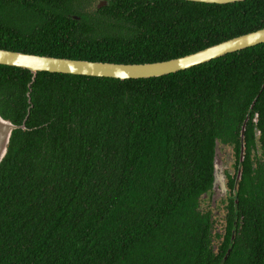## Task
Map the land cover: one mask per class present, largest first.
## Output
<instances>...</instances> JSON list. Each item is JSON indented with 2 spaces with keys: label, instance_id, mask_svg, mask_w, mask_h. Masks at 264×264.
<instances>
[{
  "label": "trees",
  "instance_id": "16d2710c",
  "mask_svg": "<svg viewBox=\"0 0 264 264\" xmlns=\"http://www.w3.org/2000/svg\"><path fill=\"white\" fill-rule=\"evenodd\" d=\"M261 28L264 0H0V49L56 58L161 62ZM31 76L0 65V116H27L0 163V264H264V43L156 78Z\"/></svg>",
  "mask_w": 264,
  "mask_h": 264
},
{
  "label": "water",
  "instance_id": "95a60500",
  "mask_svg": "<svg viewBox=\"0 0 264 264\" xmlns=\"http://www.w3.org/2000/svg\"><path fill=\"white\" fill-rule=\"evenodd\" d=\"M188 2L205 4H232L245 0H183ZM102 2L101 5H105ZM100 4L97 7L101 6ZM264 43V28L249 32L218 44L206 47L197 52L166 60L161 62L143 63V64H118L109 62L86 61L66 58H56L50 56H39L14 52L0 49V65L28 70L31 73V82H34L36 74L39 72H48L55 74H67L75 76L111 78L121 81L130 79H148L165 76L168 74L184 71L194 66L207 63L211 60L222 57L226 54L238 52L246 48H251ZM21 125H14L0 116V163L7 153V147L10 142L12 132L25 129V121ZM244 126H242L241 139L243 140ZM240 162L243 160V146L240 148ZM238 172L237 178L239 179ZM225 176L217 162L216 157L213 160V191L219 190L224 193Z\"/></svg>",
  "mask_w": 264,
  "mask_h": 264
},
{
  "label": "rangeland",
  "instance_id": "374dc122",
  "mask_svg": "<svg viewBox=\"0 0 264 264\" xmlns=\"http://www.w3.org/2000/svg\"><path fill=\"white\" fill-rule=\"evenodd\" d=\"M244 153V152H243ZM215 157L217 159V162L222 170V173L225 176V183L227 182L226 175L232 176L234 174L235 170V155L234 150L230 146H224V145H217L215 150ZM228 193L227 189L225 193L220 192L219 188L217 187V190L213 192V194L210 196V199L208 201V204H211V206L216 207V202L219 200V198L224 197ZM219 210H221L220 207H218ZM216 210V208L214 209ZM218 215V213H215ZM215 220V219H214ZM224 221L223 217L218 216V219L216 217V227H219L220 224Z\"/></svg>",
  "mask_w": 264,
  "mask_h": 264
},
{
  "label": "flooded vegetation",
  "instance_id": "af4514ba",
  "mask_svg": "<svg viewBox=\"0 0 264 264\" xmlns=\"http://www.w3.org/2000/svg\"><path fill=\"white\" fill-rule=\"evenodd\" d=\"M102 2L103 1H100L99 3H98V5L100 4H102ZM101 6H103V5H101ZM225 186H226V183H225ZM225 189H227V188H225ZM227 191H228V193L224 196V197H221V198H219V200L216 202V210H213L211 213H213V215L215 216L214 218H213V224H212V226L213 227H215L216 229H217V232L219 233V234H223L224 233V228L226 227V224H225V222L223 221L221 224H220V226L219 227H216V225H215V223H216V217H217V219H218V216H221V218L223 217V219H224V215H225V207H226V204H227V197H230L231 196V192H229V190L227 189ZM213 189H212V191H211V195L213 194ZM221 192V191H220ZM225 193V192H224ZM218 207H220L221 208V210H219L218 209ZM215 213H218V215H216ZM215 219V220H214ZM237 231H238V228L237 227H234V228H232L231 229V239L234 237V235L237 233ZM216 242L217 243H215L214 245H215V248H216V246L220 243V238H216Z\"/></svg>",
  "mask_w": 264,
  "mask_h": 264
}]
</instances>
